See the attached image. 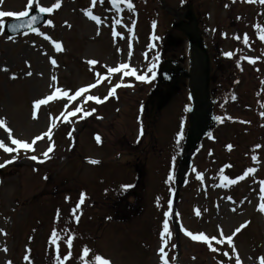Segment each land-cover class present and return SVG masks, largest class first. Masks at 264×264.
<instances>
[{
	"label": "rangeland",
	"instance_id": "obj_1",
	"mask_svg": "<svg viewBox=\"0 0 264 264\" xmlns=\"http://www.w3.org/2000/svg\"><path fill=\"white\" fill-rule=\"evenodd\" d=\"M163 2L173 10L190 7L195 13L211 55L215 92L214 110L204 125L215 123L192 151L193 165L180 190L175 216L180 225L179 250L172 213L176 173L190 128L187 83H182L162 112L146 114L143 125L136 105L147 101L150 87L138 89L139 94L121 90L110 95L111 80L103 77L104 73L116 76L114 82L121 81L123 72L117 75L107 69L124 63L137 75L146 73L148 81L142 83L149 84L148 71L160 60L187 58L185 45L168 49L170 54L160 58L167 35L181 36L172 29L174 18L160 0H118L116 5L112 0H59V7L50 13L51 24L37 30L42 35L33 31L8 37L0 30V119L6 122L0 127V141L16 149L12 139L31 143L51 126V139L38 140L34 151L7 153L0 148V164L5 165L0 167V264H58L57 256L63 259L69 251L63 264H95L97 254L110 264H162L159 249L165 212L171 232L165 247L168 264H236L237 256L241 264H260L264 257V212L258 210L264 203L260 200L264 41L258 38L255 25L264 29V3ZM55 3L33 0V9ZM26 4L27 0H3L0 11L19 12ZM113 6L124 7L123 16ZM87 11L100 22L89 19ZM3 19L6 23L13 18ZM245 34L248 45L243 42ZM53 42H59L62 50L57 51ZM229 52L231 57L225 55ZM93 84L96 87L71 101L61 97L34 107L35 101L56 88L74 95ZM89 95L101 102L87 100ZM77 107L82 110L65 120ZM50 145L53 150L45 158L42 154ZM32 155L38 160L30 159ZM137 166L142 175L132 190L134 196L126 194L118 203L135 184ZM250 167L256 171L238 180ZM221 169L237 182L222 181ZM81 193L86 198L76 214L77 222L70 213ZM54 230L59 233L56 245L50 239ZM186 231L202 233L210 240H219L222 232L225 242L211 240L216 249L212 251ZM69 236L71 249L66 243ZM228 236L232 245L227 243ZM85 247L90 250L87 257Z\"/></svg>",
	"mask_w": 264,
	"mask_h": 264
},
{
	"label": "snow or ice",
	"instance_id": "obj_2",
	"mask_svg": "<svg viewBox=\"0 0 264 264\" xmlns=\"http://www.w3.org/2000/svg\"><path fill=\"white\" fill-rule=\"evenodd\" d=\"M118 2V0H112V3L113 5H116ZM248 2H252V0H248ZM261 3H264V0H260ZM3 3V0H0V5H2ZM93 3H95V0H93ZM59 7V0H56V3L52 6V7H39V12L41 13H51L53 11V8H58ZM127 7L131 10L132 9V4L129 2L127 3ZM33 9V0H27V4H26V8L25 10H22V11H19V12H14V11H0V30H3L5 28V22H4V19L3 18H15V19H21L25 16H28L29 12L28 10H31ZM119 10V9H118ZM86 15H88L89 19L93 20V21H96L97 23H99V17L95 16V15H92V13L90 11H87L86 12ZM37 20V17L36 16H32L31 17V20H30V23L28 24V27H32L33 24H35ZM49 24H51V21L48 22ZM19 27L18 25H12V28L15 29ZM255 27L257 28L258 30V33H259V36L258 38L261 40V41H264V29H261L259 25H255ZM33 31H37L36 29H33ZM37 34H40L42 35V33H39L37 31ZM236 39H239V37H234ZM45 39H50V37L46 36L45 35ZM243 42L248 45L249 43V38L247 36V34H245L243 36ZM54 43V46L56 48L57 51H61L62 50V46L59 42H53ZM225 55L231 57L233 55V53L229 52V53H226ZM249 63H255V59L253 58H247ZM51 63L53 65H55L56 61L55 60H51ZM90 64H95L96 62L95 61H89ZM5 71H7V69H4ZM108 73H119V72H123V75L125 76H135L136 79L138 80H147V77L144 76V75H137L136 73V70L135 69H130L129 68V65L128 64H120L118 67H109L107 69ZM149 71H152V69L150 68ZM28 75H31V73H28ZM99 83V81H98ZM262 83H264V81H262ZM120 85H116V87H119ZM96 87V84H93V85H88L86 88H81L79 90H77L74 95H68L67 92H64L62 91L60 88H56L55 91L47 96L45 99H39L37 101L34 102V107L35 108H39L40 105H46L49 101H53V100H57V99H60L61 97H67V99L69 101L75 99L76 97L80 96L82 93H86L88 92L91 88H94ZM115 91V89H110V92L109 94H113ZM233 99H235V97H233ZM87 100H95L96 103H100L101 100L98 98V97H94V96H87ZM262 107H264V105H262ZM82 109L77 107L75 109L74 112H68L66 115L65 114H62V115H65V120L67 119V116H74L76 114V112H80ZM262 115H264V113H262ZM219 119V118H217ZM6 124V122L2 119H0V127H4ZM44 136H48L49 139H51V126L49 128V131L46 132V133H43L41 136H37L33 139V141L31 143H28V142H24V141H21L19 139H12V144L16 145V149H13L11 147H5L3 142L0 141V148H3L4 152H7V153H11L13 151H18L19 149H24L25 151H34V148H33V145L40 139H42ZM99 137H97V141L99 142ZM229 148H231V146H228ZM257 148L260 147L259 145L256 146ZM53 150L52 146L50 145L49 148L42 154L45 158H48V153L51 152ZM30 159L32 160H38V157L35 156V155H32L29 157ZM15 159V157H13V160ZM253 161H256V157L253 156L252 157ZM12 161H7L6 163H10ZM39 162H43V161H39ZM91 163H97V161H90ZM5 165L4 164H0V167H4ZM221 171V180L226 182L227 184H235L237 182V180H232V179H229L228 176H225L223 175V169L220 170ZM256 170L254 168H248L245 170L244 174L240 177H238L237 179L238 180H242L244 179L247 175L251 174V173H254ZM198 179L200 178L199 176L197 177ZM169 179H171V177H169ZM261 184V187H260V200L261 201H264V181H261L260 182ZM85 194L84 193H81V196H80V199L78 201V203L74 206V208L71 210V215L77 220H79V216L76 215L77 212L79 211V208H80V205L84 202L85 200ZM69 199L66 197V200ZM169 204H171V202H169ZM259 211L261 212H264V203H261L259 208H258ZM199 213L197 212V215ZM58 215H59V210H58ZM166 219L163 221V225H162V228L163 230L161 231L160 233V236H161V240H162V246L161 248L159 249V253L161 254V261H162V264H168V259L166 258L167 257V253L165 252V247L167 246V238H170L171 236V232H170V226H169V222H168V215L169 213L168 212H165L164 213ZM58 218V217H57ZM243 227V226H242ZM236 232H239L240 229H236L235 230ZM186 235H188L189 237H191V239H193L194 241H202L206 244H208L209 248L212 250V251H216L215 248H212V244H211V240H216L217 243H224L225 242V238L223 237V233L221 232V238L219 240L216 239V237H212L211 240L205 236L204 234H193L192 232H189V231H186L185 232ZM59 238V233L56 232L55 230L51 233V242L56 245L57 244V240ZM227 240V243L229 245H232V236H228L226 238ZM66 243H67V246L69 249H71L72 247V244H73V238L71 236H69L67 239H66ZM173 247H175V245H173ZM6 250V249H5ZM89 249L87 247H85L83 249V255L84 257H87L89 255ZM233 251H235V249L233 248ZM71 253L69 251L68 255H64L63 256V259H61L60 256H57V261H58V264H63V261L64 260H67L69 259ZM225 255H227V253H225ZM25 259H28V257L26 256ZM94 262L95 264H110V261H108L107 259L105 258H102L101 255L97 254L95 255L94 257ZM236 264H241L240 260H239V257L237 256L236 257ZM260 264H264V257H261V260H260Z\"/></svg>",
	"mask_w": 264,
	"mask_h": 264
},
{
	"label": "water",
	"instance_id": "obj_3",
	"mask_svg": "<svg viewBox=\"0 0 264 264\" xmlns=\"http://www.w3.org/2000/svg\"><path fill=\"white\" fill-rule=\"evenodd\" d=\"M32 16H36L37 20L35 22V24L32 25V27H28V24L30 23L31 17ZM47 16L48 13H41L39 12V10L33 11L32 13H30L28 16H26L24 18V24L23 23H10L8 24L5 29H6V33L9 36H15L19 33H23V32H30L33 29H37L38 27L44 25L47 22ZM186 18L189 20L188 24L185 23H179L174 25L175 28H179L181 31H183L185 33V35L188 37L190 45L195 47L196 49H199L203 55H204V67H203V73H202V93H201V97L199 100H197L195 102V107L193 109V114H192V130L190 132V135L188 137V148H187V153H189L196 145L197 143L201 140L202 136L205 133L206 128L202 125L201 123V115H202V111L209 105L210 102V58H209V54L208 51L204 45V41L202 39V37L200 36L198 27H197V22L194 18V15L192 12H188L186 15ZM19 27L13 29L12 25H17ZM192 29V30H191ZM183 43L182 39H175L170 37L168 44L169 45H175V46H179ZM170 64H172V62H166L164 67V71H168L171 69ZM177 67L178 64L174 63ZM179 71H178V76H177V80H175V82L173 81H169L168 76L166 75V80H164V75L162 77L163 81H164V85L167 88V93L164 94L162 96L163 99V103L162 105H165L173 96L174 92V86L180 82V80H182L183 78H192V76L190 74H188L186 71H184L182 68L178 67ZM191 160L192 157L190 155H186L184 157L183 160V164L180 168V172L178 173V180H177V185L178 187H180L182 185V176H183V172L185 171V169L187 167H189L191 165Z\"/></svg>",
	"mask_w": 264,
	"mask_h": 264
},
{
	"label": "bare ground",
	"instance_id": "obj_4",
	"mask_svg": "<svg viewBox=\"0 0 264 264\" xmlns=\"http://www.w3.org/2000/svg\"><path fill=\"white\" fill-rule=\"evenodd\" d=\"M188 56H189L188 67L190 68L194 76L193 81L190 83L189 91H190L191 99L194 102H196L197 100L200 99L201 93H202L200 92L201 91L200 78H201V72H202V67L204 63V56L202 55L200 51L192 47H188ZM207 115H208V109H205L202 112L201 117H204ZM204 120H206L205 117H204Z\"/></svg>",
	"mask_w": 264,
	"mask_h": 264
},
{
	"label": "flooded vegetation",
	"instance_id": "obj_5",
	"mask_svg": "<svg viewBox=\"0 0 264 264\" xmlns=\"http://www.w3.org/2000/svg\"><path fill=\"white\" fill-rule=\"evenodd\" d=\"M162 89L159 88H155V90L153 91V102H152V106H156L158 104V100H159V95L162 93Z\"/></svg>",
	"mask_w": 264,
	"mask_h": 264
}]
</instances>
